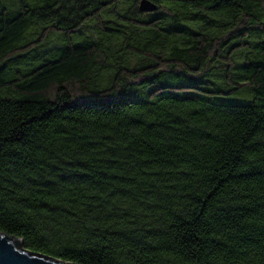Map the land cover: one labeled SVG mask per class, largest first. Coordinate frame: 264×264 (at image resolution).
Here are the masks:
<instances>
[{
    "label": "trees",
    "instance_id": "trees-1",
    "mask_svg": "<svg viewBox=\"0 0 264 264\" xmlns=\"http://www.w3.org/2000/svg\"><path fill=\"white\" fill-rule=\"evenodd\" d=\"M151 1L0 0V231L76 264H264V0Z\"/></svg>",
    "mask_w": 264,
    "mask_h": 264
},
{
    "label": "water",
    "instance_id": "water-1",
    "mask_svg": "<svg viewBox=\"0 0 264 264\" xmlns=\"http://www.w3.org/2000/svg\"><path fill=\"white\" fill-rule=\"evenodd\" d=\"M142 12H153L158 5L151 0H140ZM0 264H76L42 254L32 253L23 247V239L0 231Z\"/></svg>",
    "mask_w": 264,
    "mask_h": 264
},
{
    "label": "rangeland",
    "instance_id": "rangeland-1",
    "mask_svg": "<svg viewBox=\"0 0 264 264\" xmlns=\"http://www.w3.org/2000/svg\"><path fill=\"white\" fill-rule=\"evenodd\" d=\"M139 1L140 0H123L122 2V9H126L128 8L129 6H131L134 2L139 5ZM86 33H93L95 34V31H94V27L92 26V24H90L87 28H86ZM56 44H62V41H57L55 42ZM226 103H245L246 101H244L243 99H239V98H229L228 100H225Z\"/></svg>",
    "mask_w": 264,
    "mask_h": 264
}]
</instances>
